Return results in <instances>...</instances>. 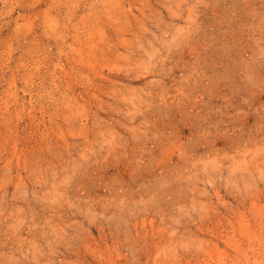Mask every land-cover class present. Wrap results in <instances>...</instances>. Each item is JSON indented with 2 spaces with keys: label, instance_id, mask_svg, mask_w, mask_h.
Returning a JSON list of instances; mask_svg holds the SVG:
<instances>
[{
  "label": "rangeland",
  "instance_id": "1",
  "mask_svg": "<svg viewBox=\"0 0 264 264\" xmlns=\"http://www.w3.org/2000/svg\"><path fill=\"white\" fill-rule=\"evenodd\" d=\"M0 264H264V0H0Z\"/></svg>",
  "mask_w": 264,
  "mask_h": 264
}]
</instances>
